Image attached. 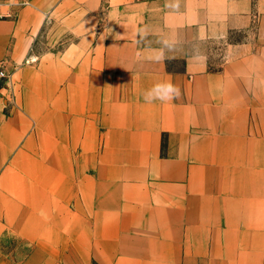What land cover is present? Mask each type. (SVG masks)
<instances>
[{
	"label": "crops",
	"instance_id": "1",
	"mask_svg": "<svg viewBox=\"0 0 264 264\" xmlns=\"http://www.w3.org/2000/svg\"><path fill=\"white\" fill-rule=\"evenodd\" d=\"M0 13V264H264V0Z\"/></svg>",
	"mask_w": 264,
	"mask_h": 264
},
{
	"label": "rangeland",
	"instance_id": "2",
	"mask_svg": "<svg viewBox=\"0 0 264 264\" xmlns=\"http://www.w3.org/2000/svg\"><path fill=\"white\" fill-rule=\"evenodd\" d=\"M2 18H5V16L3 15L1 19ZM44 39L46 43L47 38H44ZM42 40H43V37H41V42H43ZM49 40L50 39H47V42H49ZM26 64H28V62H26L25 58L22 61L13 63V65L10 67V70H11L10 78L7 81L0 82V98L6 99V108H4L6 113L9 112L11 106L14 104V98L16 97V94H18V92L20 91V86L16 85V82H15L16 73ZM37 262H40V264H42V261H36V263ZM52 264H76V261L59 260V261H53Z\"/></svg>",
	"mask_w": 264,
	"mask_h": 264
},
{
	"label": "built area",
	"instance_id": "3",
	"mask_svg": "<svg viewBox=\"0 0 264 264\" xmlns=\"http://www.w3.org/2000/svg\"><path fill=\"white\" fill-rule=\"evenodd\" d=\"M3 0H0V4ZM2 13H0V18L2 17ZM11 76L10 67H8L7 63L4 60H0V82L7 81Z\"/></svg>",
	"mask_w": 264,
	"mask_h": 264
},
{
	"label": "clouds",
	"instance_id": "4",
	"mask_svg": "<svg viewBox=\"0 0 264 264\" xmlns=\"http://www.w3.org/2000/svg\"><path fill=\"white\" fill-rule=\"evenodd\" d=\"M178 91V90H177Z\"/></svg>",
	"mask_w": 264,
	"mask_h": 264
}]
</instances>
